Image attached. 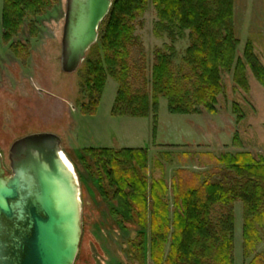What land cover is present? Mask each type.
<instances>
[{"label":"trees","instance_id":"trees-1","mask_svg":"<svg viewBox=\"0 0 264 264\" xmlns=\"http://www.w3.org/2000/svg\"><path fill=\"white\" fill-rule=\"evenodd\" d=\"M111 1L99 25L98 40L83 63L80 92L88 102L81 105L82 113L95 112L108 79L117 84L111 114L122 118H147L152 113L155 119L160 99L166 100L173 115H198L201 110L215 115L217 98L223 93L222 72L232 73L235 87L248 93V69L264 89V67L251 42H246L242 57L237 58L240 41L233 0H150L157 17L154 34L171 40V46L155 52L150 79L132 25L149 0ZM58 4L59 0H3V41L10 44L25 20H34ZM28 27L32 33L34 24ZM186 32L189 46L179 60L173 45ZM11 48L26 55L19 43ZM233 109L236 113L237 107ZM233 140L238 141L236 136ZM85 154L105 202L123 204L129 219H135L138 233L127 248L134 264H145L147 255L151 264H234L237 203L242 209L245 258L262 242L264 156L255 159L237 153L216 159L219 168L211 174L217 180H202L201 175L177 170L171 184V214L165 181L157 174L147 179L145 149L100 147L87 149ZM154 166L161 172L160 162ZM112 213L122 226L123 217L115 210ZM249 264H264V251Z\"/></svg>","mask_w":264,"mask_h":264},{"label":"rangeland","instance_id":"rangeland-1","mask_svg":"<svg viewBox=\"0 0 264 264\" xmlns=\"http://www.w3.org/2000/svg\"><path fill=\"white\" fill-rule=\"evenodd\" d=\"M65 1L44 15L27 19L18 37L10 44L2 37V5L0 0V154L3 168L11 174L8 154L11 145L30 134L52 133L61 138V150L77 175L80 187L82 236L74 264H134L127 248L138 231L135 219H129L121 203H106L98 191L97 178L91 171L85 151L90 148L145 149L148 158V181L153 175L165 181V200L172 214L171 184L177 170L217 180L211 171L219 168L216 159L248 153L258 159L264 156V89L247 69L249 92L236 88L232 73L221 74L223 93L217 98L216 114L201 110L198 115H173L167 102L160 99L157 116L122 118L111 114L117 84L108 79L97 109L82 113L88 102L81 94L84 62L72 74L60 70ZM234 25L241 58L247 41L264 67V0H233ZM156 11L148 1L145 10L132 23L145 55L146 74L150 79L155 52L171 44L167 35L154 34ZM34 24L32 33L29 25ZM21 44L26 55L12 50ZM171 46V45H170ZM180 60L189 46L188 32L173 45ZM87 56V55H86ZM233 107H237L235 113ZM240 119V120H239ZM237 137V142L233 140ZM88 161V164H87ZM162 165L161 172L155 169ZM162 174V175H161ZM95 176V177H94ZM116 211L124 219L122 226L113 216ZM243 221L241 204L234 206V264H249L264 251L262 242L249 258L243 253ZM168 250V249H167ZM151 264L148 255L146 263Z\"/></svg>","mask_w":264,"mask_h":264},{"label":"water","instance_id":"water-1","mask_svg":"<svg viewBox=\"0 0 264 264\" xmlns=\"http://www.w3.org/2000/svg\"><path fill=\"white\" fill-rule=\"evenodd\" d=\"M111 0H66L60 70L75 73L98 40ZM0 154V264H74L81 242L80 187L52 133L15 141Z\"/></svg>","mask_w":264,"mask_h":264},{"label":"crops","instance_id":"crops-1","mask_svg":"<svg viewBox=\"0 0 264 264\" xmlns=\"http://www.w3.org/2000/svg\"><path fill=\"white\" fill-rule=\"evenodd\" d=\"M55 135H57V133H56ZM60 139H61V138H60ZM61 143H62V140H61Z\"/></svg>","mask_w":264,"mask_h":264}]
</instances>
